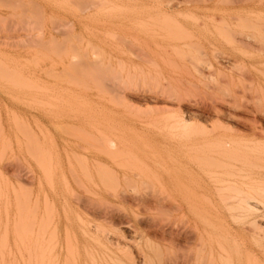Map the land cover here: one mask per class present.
I'll list each match as a JSON object with an SVG mask.
<instances>
[{
  "label": "rangeland",
  "instance_id": "374dc122",
  "mask_svg": "<svg viewBox=\"0 0 264 264\" xmlns=\"http://www.w3.org/2000/svg\"><path fill=\"white\" fill-rule=\"evenodd\" d=\"M90 3L91 8L88 5ZM263 14L264 0H0V53L6 54L4 61L0 54L3 67L0 78L2 76L4 80L10 77L4 84L2 78L0 80V242L3 245L0 243V264H13L15 261L12 262L11 256L14 253V260L22 264L15 245L24 241L26 245L28 243L27 247L30 246V238L26 235L31 237L29 230L34 220L32 218H36L35 223L39 227H47L46 215L40 216L38 223L37 219L43 210L45 214L51 213L49 207L53 206L49 202L46 205V200L51 201L50 198H53L54 208L61 219L64 217L62 211L71 219L75 232L79 229L77 213L91 222V227L93 221H98L106 229L114 230L110 233L117 229V235H126L127 241L125 238L124 242L130 248L128 252L135 254L141 247V251L145 250L143 253L148 255L149 264H194L195 250L201 244L194 234L201 226L197 212L193 210L181 216L172 209L152 204L148 206L144 202L151 200L152 195L165 201H172L175 197L173 183L179 172L176 167L179 149L175 147L174 141L179 136L183 143L185 140L190 142V139L215 142L222 134L233 135L236 127H254V123V130L258 126H262L263 130ZM254 26H257L256 30ZM32 44L37 53L41 50L36 56L44 63H36L32 58L28 61H33V65H29L19 60V63L21 61L29 65L25 67L16 62L20 57L30 58L34 54L35 50L30 48ZM43 55L46 59L41 60ZM34 63L41 68H36ZM9 65H16L17 72L19 68L20 73L24 69L27 72L24 70L21 75H15V67L8 69ZM39 68L41 72H38ZM29 70L33 73H29ZM55 70L60 73V77ZM43 73H49L57 80ZM61 73H64V81L59 80L63 76ZM12 75L13 79L17 76L16 79L21 82L12 80ZM23 75L26 77L23 78ZM29 76H34L32 79L36 78L34 82L37 81V84L40 81V84L47 83L46 87L56 92L53 91V94L49 90L48 94L44 87V91H47L44 94L43 84L37 87L33 82L32 86L28 83L31 81ZM21 78L27 79V83ZM37 78H40L39 81ZM66 79H69V84L75 79L78 83L74 85L79 86L80 83L85 88L90 87L91 91L84 90L81 85L77 88L73 84L67 85ZM52 81L56 83L57 90L62 91L57 92ZM9 82L13 84L12 87ZM19 84L20 89H16ZM63 85L67 88H63ZM31 86L32 90L29 89ZM21 88L34 92L40 89L43 95L39 92L33 95L34 92L30 91L23 95ZM81 88L83 90L80 93L78 89ZM67 89L76 93L78 99ZM9 93L17 99L13 97L15 100L12 101ZM46 93L49 95L45 97L47 101L52 100V93L57 99L65 98L67 102L61 98L58 102H46L43 98ZM171 93L177 97L176 101L172 104L164 102V96ZM31 95L35 102L30 101L33 99ZM108 97L111 98L107 100ZM18 98L29 99L30 102H22ZM238 105L241 110L237 108ZM177 117H183L185 122L179 123L175 120ZM227 126L232 130L227 129ZM255 131L254 135L250 131L245 132L241 136L244 139L240 140L239 136L235 141H241L245 148L253 149L256 141L264 142V131L261 135L257 134L259 130ZM98 135L102 136L103 149L99 148L102 144L97 140L100 138ZM106 136L114 139L118 137L120 141L123 139L130 152L110 154L105 148ZM94 137L98 143L93 142ZM98 149L103 150L104 154ZM97 160L104 164L100 161L97 163ZM192 163V160H187L186 164ZM194 166L189 165L183 174L190 171L188 174L192 175L198 167L196 164ZM110 169L119 174L124 171L127 176L124 178L120 174L117 179L106 177ZM44 171L48 177L43 175ZM85 173L93 177H87ZM45 178L49 179L46 180L50 186L53 182L51 187L54 192L49 189ZM94 182L96 184L91 185ZM79 183L83 187L78 186ZM216 184L214 180L205 179L200 185L194 186V189L211 187L214 195L219 191L213 195L216 201L210 195L213 201L205 203L208 208L217 207V211H210L205 217V220L207 218L213 223L216 220H228V212L221 208L218 199L221 196L228 197L233 192L232 185ZM86 188L90 192L95 191L97 197L93 193L88 194ZM82 189L86 190L85 194ZM215 189L218 190L216 193ZM70 191L74 198L76 196L75 199L71 197ZM115 191L132 195L137 201L121 202L114 196L110 197ZM45 196L48 198L45 199ZM58 199L64 204L63 207ZM104 208L118 218L112 228L110 224L105 225L96 218V213L101 209L106 210ZM34 212H38L35 217ZM42 217L45 222H42ZM36 225V229L43 231V227ZM262 228L264 230V222ZM19 232H28L23 235L27 243L23 236L18 243ZM188 235L191 239L187 237L185 240ZM4 239L8 242L5 245ZM121 242L124 243L123 239ZM27 247L26 252L29 254L30 247ZM19 248L23 264H29V260L25 263V260L30 259L29 255L20 245Z\"/></svg>",
  "mask_w": 264,
  "mask_h": 264
},
{
  "label": "bare ground",
  "instance_id": "6f19581e",
  "mask_svg": "<svg viewBox=\"0 0 264 264\" xmlns=\"http://www.w3.org/2000/svg\"><path fill=\"white\" fill-rule=\"evenodd\" d=\"M88 5L91 8V3L88 4ZM247 22H248V20H247ZM251 22H250V24L253 25ZM256 27L257 26L253 27L254 30H256L255 29ZM257 29H259V26H258ZM33 39L31 38V40H33ZM243 40H244V38H243ZM245 40L248 41L246 38H245ZM1 44H2V42H1ZM3 44H4V42H3ZM20 44H22V43H20ZM17 45H19V44H17ZM0 46H2V45H0ZM22 46H23V44H22ZM30 48L33 51L34 45L32 44V46H30ZM21 49H22V47H21ZM36 51L37 50H35L34 54L30 55L31 56L30 58L20 57L19 56L21 59L20 58L17 59L16 62H18L19 60H23V62L28 63L29 65H33L32 62L35 59L36 63H38L40 61L39 60L40 58L37 57V56H39L41 50L38 51V53ZM45 52H46V50H44V53ZM0 54H2V53H0ZM3 54H2V58H1L2 61H4L3 57H5V55H6V54H4V56H3ZM36 54H38V55L36 56ZM41 55H42V53H41ZM34 56H36L37 58L36 57L34 58ZM8 57H12L13 59H15L13 56H8ZM42 57L43 58H41V60L42 59H46V56L43 55ZM57 57H55V58H57ZM24 58H26L25 59L26 61L24 60ZM32 58H33V61L29 62L28 59L32 60ZM71 58H73V57L71 56ZM74 58H75V56H74ZM1 59H0V62H1ZM7 59H10V58H7ZM52 61H54V60H52ZM10 62L12 63L13 60H11ZM40 62L44 63L43 60L40 61ZM60 62H61V60H60ZM68 62H69V60H68ZM20 63H21V61H20ZM36 63H34V64H36ZM19 64L17 66H19ZM21 64H24V63H21ZM27 65L24 64L25 67ZM52 65H53V63H52ZM12 66H14L15 68L14 67H10V65H9L8 69H11V68L13 69L14 68L13 70H15L16 68H18V67H16V65H12ZM37 66L38 65L36 64L35 67L37 68ZM38 67H40V66H38ZM2 68H1V63H0V71H1ZM20 68H19V70L21 71ZM40 68H39L38 72H41ZM31 69L33 70L34 67H32ZM43 69L44 68L42 67V70ZM24 70H26V72H27V69H24ZM24 70H23V72H25ZM30 70H29V73L32 74L33 72H30ZM5 71H8V70L5 69ZM10 71L11 70H9L8 73H10V74L13 73V71L12 72H10ZM20 71L17 72V70H15L14 73L17 72L15 75H18V73H20ZM55 71H56V73L58 72L57 70H55ZM23 72H21V73H23ZM46 72H44V73H46ZM1 73H2V71H1ZM21 73H20V75H21ZM44 73H43V75H45L46 77L50 76L49 73H48L49 76H47L48 74L46 75ZM31 74H28V75H31ZM59 74L60 73L58 72V75ZM61 74L63 75L64 73H61ZM52 76H50L51 79L55 78L54 80H57L56 77H54V76L52 77ZM3 77H5L4 74H3ZM16 77H14V78L16 79ZM25 77L26 76H24L23 78H25ZM33 77L34 76H29V78L27 77L28 79L31 78L30 79L31 81H29L28 83H30L32 86H33L34 83L37 82V81L34 82L36 78H34V80H33L32 79ZM35 77H37V76H35ZM59 77H60V75H59ZM66 77H67V75H66ZM72 77H73V75H72ZM1 78H2V76H1ZM1 78H0V80H1ZM64 78H65V76L63 75L62 78H59V80L62 79L64 81ZM68 78H70V77H68ZM7 79L3 80V78H2V80L4 81L3 84L7 83L10 80V77H7ZM15 79H13V75H12V80L16 81L17 79L16 80ZM39 79L40 78H37L38 81H39ZM6 80H7V82H6ZM19 80H17V81H19ZM21 80L24 83H27V82H25V81H27V79L23 80L21 78ZM70 80H72V79H70ZM74 80L75 79H73V81H71V84H73V86H76V88H77L78 85H74V84H77L78 81L75 80L76 81V83H75ZM46 81H44V82H46ZM63 81H62V83H63ZM65 81H67L66 82L67 85L70 83V82H68L69 79H66ZM19 82H21V81H19ZM52 82H54V81H52ZM40 83H41V81L38 84H40ZM9 84H10V82H9ZM38 84L36 83V85H38ZM42 84H40L41 85L40 87H42ZM55 84L56 83L54 82V86H55ZM71 84H69V85H71ZM12 85H11V87H12ZM46 85H47V83L43 84V89H42L43 93L47 92V91H44V87H46ZM80 85L85 88V85H82L80 83H79L78 87H81ZM6 86H9V85H6ZM17 86H18L17 88H16V86L13 87V88L20 89V84L17 85ZM32 86L29 89L32 90ZM57 86H59V85H57ZM0 87H2V85H0ZM37 87H39V85ZM34 88H33V90H37V89H34ZM55 88H56V86H55ZM63 88H65L64 85H63ZM73 88H75V87H73ZM73 88H72V90H73ZM89 88L90 87H86L84 90L91 91ZM7 90H6L5 93H7ZM21 90H23V88H21ZM39 90L40 89H38V92L40 94H42V90H40V91ZM46 90H48V94H49V90L50 89L47 88ZM56 90H57V88H56ZM59 90H61V89H59ZM59 90H57V92ZM68 90L69 89H67V91ZM72 90H69V92H71ZM78 90L82 91L83 89L81 88V89H78ZM94 90H98V89H94ZM29 91L30 90L24 91L23 95H24L25 92L29 93ZM53 91H55V89L54 90L53 89L50 90V92H52V93H53ZM79 91H77V92H79ZM81 91H80V93H81ZM98 91H96V93H99ZM30 92H34V91H30ZM36 92H34L33 95L36 94ZM12 93H14V91H12ZM51 94H50V96H53V97H50V99L52 98V100L48 99L49 101H53V100L55 101L56 100L58 102V100L61 98L60 97L59 99H57L54 95H51ZM72 94H75L74 96L77 97L76 99H78V96H76L77 95L76 93L73 92ZM33 95H31L33 97V99L30 96V99H32L30 101L35 102L34 101L35 98H34ZM64 95L67 96L66 94H64ZM9 96H10V93H9ZM36 96H38V95H36ZM48 96L49 95H47V93H46V95H44V97L41 96V98L43 97L44 99H46ZM59 96H62V95L59 94ZM91 96L93 97V95H91ZM10 97L12 98V101L15 100V99H13L14 96L13 97L10 96ZM82 97H79V99H83ZM14 98L17 99L16 96ZM41 98H40V100H41ZM99 98H101V97L99 96ZM99 98H97V100H100ZM110 98L108 97L107 100L110 99ZM20 99H22V98H20ZM61 99H63V101H66L65 98H61ZM66 99L68 100V97ZM154 99H157V98H154ZM176 99H177V97L175 95H173L172 93L168 94L167 96H164V102H168L170 104H172V102H175ZM23 100H24V102L25 101L30 102V101H28L29 99L28 100L27 99H22V102H23ZM41 101L44 102L43 99ZM45 101L49 102V101H47V99ZM83 101H84V99H83ZM235 107L236 106L234 105L233 108L235 109ZM244 107L245 106H243V108ZM237 108L239 110H241L240 109L241 107L239 105H238ZM250 111H252V110H250ZM235 113H237V112L235 111ZM250 113H253V111L250 112ZM261 113L263 115L262 117H264V112H261ZM175 114H174V116H175ZM227 114L228 113L226 111V115ZM229 114H232V113H229ZM254 114H255V111H254ZM232 115H234V112H233ZM229 116L230 115L227 116V119H229L228 118ZM177 118H175V120H177L179 123L180 122H185L184 121L185 119L184 120L182 119L183 117L182 118L179 117L178 119ZM179 123H177V124L179 125ZM262 123H261V125H264V123L263 124ZM236 125H238V124H236ZM253 126L254 127H252V126L251 127H236L233 130L235 133L233 135L230 134L231 138L228 139V137H230V136H226V135L222 134V135L218 136V139L216 138L215 142H214V140L213 141H206V140H202V139L201 140H198V139L197 140H191L190 137H188V135H186L190 139V142H187V140H185L186 142L183 143L184 141L179 139L181 137L179 136V138H177V136H176L175 139L177 138V140L174 139L175 140L174 141V145H175L176 148L179 149L177 151L178 154H179V157L176 159V167L178 168L177 170L179 172H178V177H177L176 182L173 183L174 189H175V192H176L175 193V197L172 199V201H165L164 198H160L159 196L152 195V197L150 198L151 200H148V201L144 202V204H147L148 206L152 204V205H158L159 207L161 206L162 208L164 207L165 209H170V210L172 209L173 211L177 212V214H179L181 216L187 215V214L191 213V211H193V210H195V212H197L196 216L197 215L199 216L201 226L199 228H197V230H196V228L194 226V228L196 230V232H194V234H195L196 239L200 240V241L197 240V242H201V244H200V246L197 249L195 248L196 249L195 251H197V252H196V258L193 259V260H195L194 264H264V230L262 228V225H263V222H264V142L261 143V142H259L260 140L256 141L254 143V144H256L255 147L253 149H249V148H245V144L243 145V143L241 141L240 142L239 141H235L236 138H238L239 136H240V140L244 139L241 136L245 135L246 134L245 132L250 131L254 135L256 133L255 130L257 129L260 132V133H257V134L261 135L262 131H264V126H263V130H262V126H258V128H256L255 130H254V128H255L254 123H253ZM225 129H226V127H225ZM227 129H231L232 130V128H230L229 126H227ZM228 131L230 132V130H228ZM179 135H180V133H179ZM98 136L101 138V140H100V138H97V140L99 139V141H100L99 144H102L103 143L102 136H100V135H98ZM255 136H257V135H255ZM255 136H253V137H255ZM103 137H104V135H103ZM253 137H252V139H253ZM262 137H264V136H262ZM262 137L260 136V138H262ZM184 138H186V137H184ZM246 138H248V137H246ZM92 139L93 140L95 139V141H93L94 143H98L99 142V141L96 140V137H94ZM116 139H114V138H112L110 136H106L105 137V148L110 154L112 152H113L112 154H114V152H116V154L118 152L119 153L127 152V151L130 152V150H128V145L126 144L127 143L126 141L123 142L122 138H121L122 139L121 141H120L119 138H118L119 140H116ZM180 140L182 142H180ZM262 141H264V140H262ZM94 143H92V144L94 145ZM101 146H104V145L103 144L99 145V148ZM92 148H96V146L92 147ZM101 148L103 149L104 147H101ZM98 150H100V152L102 151V153H103V150H101V149H98ZM105 154H107V153H105ZM107 156H109V155H107ZM187 160L188 161L192 160V162H194V164H196L198 166L197 167V171L194 172L192 175L188 174V173H190V171L188 173H186L187 172L186 169H188L187 167L189 165L193 167L194 164L193 163H192L193 165L186 164ZM99 161L97 160L96 162L98 163ZM100 163H102V162L100 161ZM100 163H99V165H100ZM102 164H104V162ZM183 170L184 171L186 170V172H185L186 174H183V172H184ZM45 171L42 172V173H44L43 175L45 177H48V173H45ZM48 172H50V171H48ZM122 172H124V171H122ZM122 172L120 174L125 178L127 176V174H125V172L124 173H122ZM45 174H47V176ZM86 174L87 173H85L84 175L87 176V177L88 176H92L90 173H89L90 175L89 174L86 175ZM120 174L118 172H116L115 170H111L110 169V173L107 174L108 176H106V177H110V178L111 177H115L117 179V177ZM44 176H43V178H44ZM52 177H53V175H52ZM52 177H51V179H52ZM87 177L85 179H87ZM106 177H104V178H106ZM102 178H103V176H102ZM115 178H113V179H115ZM182 178H185L186 180L183 181ZM46 179L47 178H45L44 180L46 181V184H47L48 183L47 180L49 181V179H47V180ZM92 179H94V178H92ZM205 179L206 180H209V179L210 180H214V181H216L217 184L219 183L220 185H222V184L223 185L224 184L225 185H232L233 189L231 191H233V192L231 194H229L228 197L223 196V198H221L222 197L221 196L220 199H218V200L221 201V208H224L228 212V220H226V221L225 220H220V222H219V220H216L214 223L209 221V220H207V218L205 220V217H207L206 214L208 212L217 211V207L215 208V207H212L210 205L211 207L208 208L209 206H207V207L205 206V203H209V202L213 201V199L210 198V195H211V197L214 195L212 193L213 191L210 190L211 187L210 188H204V187L202 188L201 187L200 189H194L195 185H198V184L200 185V183L202 181H204ZM80 183L78 184V186L80 185L81 187H83L81 185L82 183L81 184ZM95 184L96 183L94 182V184H91V185H95ZM102 184L104 186V183H102ZM47 185L50 186L49 184H47ZM64 185L68 186L67 184H64ZM51 186H53V182H52ZM51 186L49 187V189L52 190L51 192H54L53 188ZM214 187H212V188H214ZM64 188H66V187L64 186ZM78 188H80V187H78ZM87 188H89V187H87ZM87 188H86V190H88ZM95 188H97V187H95ZM217 188H219V187H217ZM69 190H71V188ZM86 190L84 191L82 189V191H83L82 193L85 194ZM71 191H70V193H71L70 195H71L72 198H74L73 197L74 195H72ZM216 191H218V190L215 189V193H216ZM60 192H61V190H60ZM66 192H68V191H66ZM94 192H90L89 191L88 194H90V193L92 194L93 193L96 196V192L95 193ZM218 192L216 194H218ZM49 193H50V191H49ZM214 196L212 198H214V200H215ZM53 197H54V195H53ZM110 197H113L114 199H117V200H119L121 202L125 201V202H128V203H133V202L137 201V198H134L132 195L125 194L124 192H116L115 191L114 194H112V196H110ZM46 198H48V196L47 197L45 196V199ZM72 198H70V199L72 200ZM75 198H76V196H75ZM77 198H79V197H77ZM50 199H51V201L47 199L48 201L46 200L47 203L46 202L45 203H46V205H48V202H49V205L53 206V207H49V210H50V208L52 209V210H50L51 213L45 214L44 210H43V213L40 212L42 214H39V216H38L39 218L37 219V223H38V221H40L39 220L40 216L46 215V219H45L46 220V224H45V226H47V227H43V226L40 225L45 230L43 229V231H42L41 229H39V230L36 229V227H35V225H36L35 219L36 218H32V216H31L30 219L31 218L34 219V220H32V222L30 221L32 223V227L29 226L30 223L28 221V227H30L31 229L30 230L27 229V231L29 230L31 232V237H30V235H26V234H28V232L26 234H22L21 232H19V233H21V235L17 233L18 234L17 236H19L18 239L16 238L18 240V243H19V240H20L19 238L22 237L23 235H26V237L30 238V241H29L30 242V246H29L30 248L27 247L28 243H27L26 237H24V236L23 237L26 240L27 245L25 244L24 241H20V244H19L21 246L22 250L25 249V252H26V250H28V249L25 248V246L27 248H29V254L26 252V255H29L30 259H27V257H28L27 256L25 258V259H27V260H25V263L28 260H29V262H27V263H29V264H147L148 263L147 262V260H148L147 256L148 255H146L147 253L146 254L143 253L145 250L143 252L141 251V249H142L141 247H140L141 249L138 248V251L135 254L131 253V252H128L127 249H130V248H127L128 246H126V244L124 242L125 238H126L125 240L127 241V237H126V235H124V236H122L120 234L117 235V232H118L117 229L115 230V232L110 233L113 229H109V230L106 229V227H104V225L99 223L98 221H93L92 227H91V226H89V224L91 222L87 221L86 219H83L82 217L78 216L79 214L75 213L77 215L76 220L79 223L78 232H75L73 230V227H72L71 219L68 218L67 216H65V211H62V212H64L63 213L64 217L61 219V217L58 214V212H56L57 211L56 207L54 208L55 204H53L54 203L53 202L54 200L52 201L53 198H50ZM62 199H63V197H62ZM58 200H59V203L61 204L60 199H58ZM88 201H90V200H88ZM99 203H100V199H99ZM62 204H61V206H62ZM141 204H143V203H141ZM112 205H113V203H112ZM65 206H67V205H65ZM100 206H101V204H100ZM216 206H218V205H216ZM44 207H46V206H44ZM47 208H48V206H47ZM47 208L45 210L47 212H49L47 210ZM104 209H106V208H104ZM92 210H94V209H92ZM106 210H102V209L99 210L98 213H96V218L98 217L101 220V222L104 223L105 225L110 224L111 228H112L113 224H115V222H116V220L118 218H117V216L115 214H113L112 212H110L108 210L106 211ZM37 213L38 212H36V213L34 212L33 213L34 217H35V215ZM86 217H88V216H86ZM44 218H45V216H44ZM44 218L43 217L41 218L42 222H45L43 220ZM94 222H96V223H94ZM117 222L119 223V221H117ZM197 223H199V222H197ZM36 226H38V225H36ZM20 227H22V226H20ZM34 227H35V229H33ZM41 227H39V228H41ZM190 229L192 230V228H190ZM5 232H6L5 234H7V231H5ZM178 232H180V231L178 230ZM178 232H177V234H179ZM187 233H188V231H187ZM190 233H192V232H190ZM2 234H4V232ZM115 234H116V236H113ZM183 234L187 235L185 233H183ZM17 236L15 235V237H17ZM2 237H3V235H1V238ZM187 237L189 238L190 235L185 236V240H187ZM4 238L7 239L6 236ZM13 238L14 237H12V240L14 241V243L17 244V242ZM192 238H193V236H192ZM6 239H4V241H3L4 245L6 243H8ZM121 239H123L124 243L121 242ZM190 239H191V237H190ZM0 240H2V239H0ZM192 241H193V239H192ZM21 242H23L24 244L23 243L21 244ZM196 244H199V243H196ZM1 245H2V243H1ZM19 245L18 244H17V246L15 245V250L18 251V252L16 251L17 254L20 253L18 255V258L20 259V261L22 260L21 263L23 264L24 261H23V257H22ZM124 245L126 246V248H125ZM16 247L18 249H16ZM195 247H196V245H195ZM3 249H5V247ZM136 250H137V247H136ZM14 254L13 255L11 254L12 255L11 257L13 259L12 262L15 261L16 263L15 262L14 263L17 264V262L19 260H17V261L14 260L15 259V257H14L15 255ZM9 255H10V253H9ZM20 255H21V257H20ZM190 258H191V256H190ZM150 259H152V258H150Z\"/></svg>",
  "mask_w": 264,
  "mask_h": 264
}]
</instances>
